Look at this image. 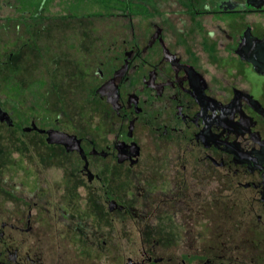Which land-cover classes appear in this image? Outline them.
<instances>
[{
	"label": "flooded vegetation",
	"instance_id": "1",
	"mask_svg": "<svg viewBox=\"0 0 264 264\" xmlns=\"http://www.w3.org/2000/svg\"><path fill=\"white\" fill-rule=\"evenodd\" d=\"M126 2L91 74L96 122L66 132L81 152L21 129L72 159L32 190L30 163L0 175V264H264V0H186L190 36Z\"/></svg>",
	"mask_w": 264,
	"mask_h": 264
},
{
	"label": "rangeland",
	"instance_id": "2",
	"mask_svg": "<svg viewBox=\"0 0 264 264\" xmlns=\"http://www.w3.org/2000/svg\"><path fill=\"white\" fill-rule=\"evenodd\" d=\"M126 1L0 0V62L14 52L9 62L0 65V106L17 125L7 130L0 124V175L8 176L11 184L18 181L15 176L24 175L18 172L24 162L34 166L25 173L28 190L33 188L35 173L68 176L67 167L58 172L52 160L65 162L72 157L48 150L36 136L21 135V129L31 122L75 134L84 125L91 129L97 117L86 97L91 74L98 58L126 37L127 18L122 15L131 9ZM132 1L140 4V0ZM151 3L164 16L170 15V25L174 17L180 19L178 30L190 36L196 19L178 12L186 0Z\"/></svg>",
	"mask_w": 264,
	"mask_h": 264
},
{
	"label": "water",
	"instance_id": "3",
	"mask_svg": "<svg viewBox=\"0 0 264 264\" xmlns=\"http://www.w3.org/2000/svg\"><path fill=\"white\" fill-rule=\"evenodd\" d=\"M8 118L7 114L0 111V121H4ZM31 130H36L40 133H45L47 135L46 141L49 144H61L65 147L66 151H80L81 148L79 146V140L75 135H70L64 131H60L57 129H41L37 127L34 123H31L30 126L24 127L23 131L28 132Z\"/></svg>",
	"mask_w": 264,
	"mask_h": 264
},
{
	"label": "trees",
	"instance_id": "4",
	"mask_svg": "<svg viewBox=\"0 0 264 264\" xmlns=\"http://www.w3.org/2000/svg\"><path fill=\"white\" fill-rule=\"evenodd\" d=\"M126 1V0H125Z\"/></svg>",
	"mask_w": 264,
	"mask_h": 264
}]
</instances>
